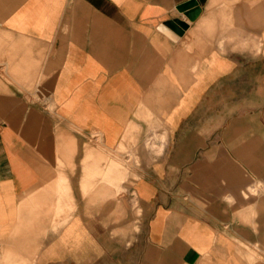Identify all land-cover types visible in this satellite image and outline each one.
I'll return each instance as SVG.
<instances>
[{
  "label": "crops",
  "instance_id": "1",
  "mask_svg": "<svg viewBox=\"0 0 264 264\" xmlns=\"http://www.w3.org/2000/svg\"><path fill=\"white\" fill-rule=\"evenodd\" d=\"M122 148L137 177L110 186ZM0 240L34 264H264V0H0Z\"/></svg>",
  "mask_w": 264,
  "mask_h": 264
},
{
  "label": "rangeland",
  "instance_id": "2",
  "mask_svg": "<svg viewBox=\"0 0 264 264\" xmlns=\"http://www.w3.org/2000/svg\"><path fill=\"white\" fill-rule=\"evenodd\" d=\"M156 130V129H155ZM153 130V132H155ZM159 139V136L154 135L152 138V151L158 152V145L155 143ZM124 152L123 155H126V159H120L118 162H114L113 167H117L116 170H114L115 174H113V177H101L103 178V181L110 186L119 187V183L122 181H128L131 183L137 175L130 174L127 176V172L130 171L133 164L138 165L140 161L137 158H134L132 153H129V149L122 148L120 149ZM128 154V155H127ZM130 178V179H129ZM7 252H10L9 258L6 257ZM34 261L31 262V260L28 257H25V255L19 254V252L14 249L11 250L6 246V243L0 240V264H34Z\"/></svg>",
  "mask_w": 264,
  "mask_h": 264
},
{
  "label": "water",
  "instance_id": "3",
  "mask_svg": "<svg viewBox=\"0 0 264 264\" xmlns=\"http://www.w3.org/2000/svg\"><path fill=\"white\" fill-rule=\"evenodd\" d=\"M188 8H191L190 11H188L187 16L190 19H193V17L196 15V13L199 11V7H196V3L194 1H189L184 3L183 5L179 6L178 9L183 11L186 10ZM167 25L172 28V30H174L177 33H181V25H179L177 22L175 21H168Z\"/></svg>",
  "mask_w": 264,
  "mask_h": 264
}]
</instances>
